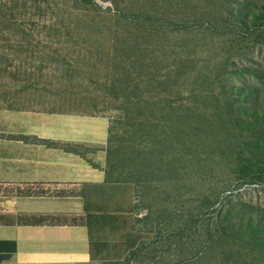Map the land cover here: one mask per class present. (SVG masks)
<instances>
[{
    "label": "rangeland",
    "instance_id": "1",
    "mask_svg": "<svg viewBox=\"0 0 264 264\" xmlns=\"http://www.w3.org/2000/svg\"><path fill=\"white\" fill-rule=\"evenodd\" d=\"M0 100L109 119L118 264H264V0H0Z\"/></svg>",
    "mask_w": 264,
    "mask_h": 264
},
{
    "label": "crops",
    "instance_id": "2",
    "mask_svg": "<svg viewBox=\"0 0 264 264\" xmlns=\"http://www.w3.org/2000/svg\"><path fill=\"white\" fill-rule=\"evenodd\" d=\"M109 139L106 116L0 100V255L12 252L0 264L130 258L128 224L143 232L134 227L142 213L133 211L131 185L107 179ZM60 144L95 150L86 155Z\"/></svg>",
    "mask_w": 264,
    "mask_h": 264
},
{
    "label": "trees",
    "instance_id": "3",
    "mask_svg": "<svg viewBox=\"0 0 264 264\" xmlns=\"http://www.w3.org/2000/svg\"><path fill=\"white\" fill-rule=\"evenodd\" d=\"M110 141V139H109ZM54 144H58V143H55L53 142ZM109 146V145H108ZM60 147L64 148V149H67V150H73V151H79L83 154H85V152H83V150L81 149L82 147H77V146H73V145H69V144H60ZM109 159V148H108V158H107V161ZM108 164V163H107ZM106 164V173H107V179H109L110 181H113V182H122V183H125V184H129L131 185L133 188H134V196L135 198L137 199L136 195H135V186H134V183L128 179H124V178H113L112 176V173L111 171L109 170V167L108 165ZM138 203L136 202L135 205H134V209L133 211L134 212H137L138 210ZM143 219L141 218L139 221H142ZM138 222V219L137 217L134 218V227L136 228V223ZM145 232H141V231H137L136 229H133L132 231L130 230L129 228V224H128V233H127V242L129 244H131L130 248H133L130 250V253H129V257H132L133 255L137 254L138 251H140V249L143 247V244L141 245V236L143 235V238H144V235ZM254 232L251 231L250 233H248V235H246V239H243L245 240V249H246V252L244 253H241L240 254V257L242 260H246V261H252L253 260V257H252V252L250 251V245H253L255 244L254 240H255V237H254ZM209 236H214L213 234L209 233ZM13 243V246H12V251L15 250V243ZM12 255V252H8L6 254H3V255H0V261H3L5 259H8L10 258V256Z\"/></svg>",
    "mask_w": 264,
    "mask_h": 264
}]
</instances>
